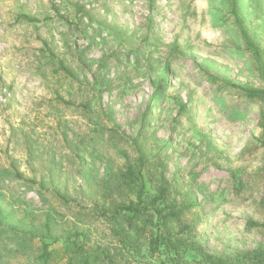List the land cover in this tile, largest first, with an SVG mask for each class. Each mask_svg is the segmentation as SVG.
Returning a JSON list of instances; mask_svg holds the SVG:
<instances>
[{
  "label": "rangeland",
  "instance_id": "374dc122",
  "mask_svg": "<svg viewBox=\"0 0 264 264\" xmlns=\"http://www.w3.org/2000/svg\"><path fill=\"white\" fill-rule=\"evenodd\" d=\"M260 66L264 0H0V264H39L44 240L80 223L113 244L94 203L133 138L194 202L192 239L223 255L264 245L248 224L264 222V102L232 86L261 87ZM142 250L110 257L161 264Z\"/></svg>",
  "mask_w": 264,
  "mask_h": 264
},
{
  "label": "trees",
  "instance_id": "16d2710c",
  "mask_svg": "<svg viewBox=\"0 0 264 264\" xmlns=\"http://www.w3.org/2000/svg\"><path fill=\"white\" fill-rule=\"evenodd\" d=\"M239 31L245 45L260 59L258 49L241 25ZM61 67L69 73L62 63ZM259 69L263 77L261 87L237 83H232V86L248 98L264 102V69L262 66ZM258 127L264 148V111L259 115ZM133 140L135 155L131 159L126 155L124 163L118 167L107 164L99 183L100 197L94 203L103 213L104 221L109 224L108 238L115 239L114 243L110 245L109 240L105 239L95 243L91 227L80 223L79 228L62 235L61 241L55 238L59 245L51 247L44 240L35 257L37 263L50 264L57 252L66 256V264H119L115 259L119 254L122 255L126 251L133 255H143L142 248H145L149 256H163L161 264H168V261L171 264H264L262 244L256 248L236 251L235 254L223 255L209 252L202 244L192 239L194 225L182 223V216L194 207V202L190 201L186 193L181 195V200H177L175 194L172 197L174 186L171 181L163 174L155 178V171H151L154 161L142 147L144 142L139 144L136 143V138ZM53 194L66 198L64 193L58 190H53ZM260 204L264 207V195ZM50 214L49 212L44 225V236L52 234L53 217ZM76 219L83 222L80 217ZM248 224L263 226L264 222L251 220ZM59 237L61 236H58V239ZM111 250L118 252L114 259L110 257L113 253ZM187 254H191L192 258H185Z\"/></svg>",
  "mask_w": 264,
  "mask_h": 264
}]
</instances>
